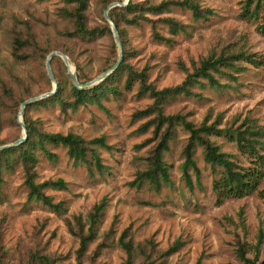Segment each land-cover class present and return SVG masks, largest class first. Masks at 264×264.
<instances>
[{
  "label": "rangeland",
  "instance_id": "374dc122",
  "mask_svg": "<svg viewBox=\"0 0 264 264\" xmlns=\"http://www.w3.org/2000/svg\"><path fill=\"white\" fill-rule=\"evenodd\" d=\"M86 25L95 31L91 38L75 32L70 16L77 2L68 0H0V144H9L24 135L18 121L23 100L50 91L53 81L48 75L47 51H66L71 66L94 79L119 57V47L104 11L113 1L87 0ZM158 4L163 0H133ZM212 10L196 19L192 10L176 6L161 14L147 12L149 19L128 23L133 15L122 14L123 57L133 71L147 69L146 83L156 89L181 84L196 70L202 59L230 52L255 53L261 61L236 62L238 69L214 72L222 84L192 86L191 94H178L163 105V113H181L195 124L215 123L219 128L238 127L247 118L264 127V11L259 17L242 16L246 0H197ZM67 9V10H66ZM172 16L185 26L172 35L158 20ZM152 20L157 30L172 37V42L153 37ZM112 30V28H111ZM28 44L17 50L15 39ZM125 50V52H124ZM55 69L64 82L66 102L27 105L24 114L38 131L75 133L85 140L104 137L109 147L93 144L101 157L102 169L94 164L75 163L67 147L45 142L57 157L48 158L43 147L36 146L35 182L62 178L65 188L46 187L58 207L42 200L30 199L26 184L25 162L19 152L0 162V264H28L36 255H46L48 264H123L128 254L120 244L132 240L135 250L132 264H252L241 259L238 248L256 263L264 260V239L257 248L260 230H264V179L260 191L244 197L218 201L214 180L220 170L204 159L202 147L196 150L197 178L190 170L193 185L184 177L183 149L189 132L181 125L174 128L164 160L170 181L160 189L148 182L132 185L139 171L146 169L147 159L159 138L154 123L139 130L155 114L136 116L154 99L141 94L140 78L122 71L111 84L117 87L99 101L92 100L74 108V94L64 60H56ZM241 165H253L237 143L223 134L210 136ZM264 153V149L260 150ZM104 203L96 233L83 246L82 238L90 232V214L95 205ZM242 213V217H241ZM178 243V244H176ZM138 246L144 249L140 251Z\"/></svg>",
  "mask_w": 264,
  "mask_h": 264
},
{
  "label": "trees",
  "instance_id": "16d2710c",
  "mask_svg": "<svg viewBox=\"0 0 264 264\" xmlns=\"http://www.w3.org/2000/svg\"><path fill=\"white\" fill-rule=\"evenodd\" d=\"M68 1L77 2L75 10L72 13L69 11L70 16H72L75 20V32L84 38H91L94 36L95 31L93 29H89L86 25L85 11L88 8V1ZM109 4L110 3H108V5ZM176 6H182L192 10L193 16L196 19L206 17L208 14L212 13L211 9L203 8L197 0H163L158 4L151 2H134L133 0H130L127 6H117L110 9L109 14L118 28L122 42L124 37L123 29L120 26V16L122 14H132L133 16L131 18H127V22L138 23L141 18L149 19L146 16L147 12L161 14L171 10L172 7ZM262 10L264 11V0H246L243 6L242 16L248 19L257 18L259 17ZM158 20L168 25L169 31L172 35H176L179 33V30L185 29V26L172 16L162 17ZM152 26L153 37L155 40L167 43L172 42V37L165 36L157 30V20H152ZM258 28L264 32V23L260 24ZM107 30L112 33L110 26H107ZM15 43L17 50H20L23 46L28 44V41L21 38H16ZM62 52L69 56L68 52ZM49 53L50 51H47V54ZM59 59L62 60L63 58L61 56L55 55L51 59L52 71L58 83L57 91L46 98L37 100L35 104H47L49 102L56 101L62 104L66 103L63 98L65 85L55 69V62ZM117 60L118 59L113 61V63L110 64L107 69L112 67L117 62ZM124 60L125 59L123 57L122 62L117 67L115 72L112 73L108 78L102 82L85 88H78L70 77L71 90L74 94V101L71 104L74 108H77L80 104H83L87 101H99L103 96H106L110 92H116L117 87L112 85L111 81L113 78H116L118 75H120V73H122L124 70H127L129 73L127 84L131 83L134 75L140 78L141 89L139 92L141 94L149 93L154 101L149 107L138 111L135 115L143 116L155 114V116L151 121L141 125L139 130L147 129L150 123L153 122V131L159 140L151 154L146 157V169L137 173L136 178L131 182L132 185L142 186L145 182H148L154 188L160 189L162 183L170 181L169 167L164 160V152L169 149V141L173 137L175 126L181 125L189 132L188 141L183 149V154L185 156V160L183 162L184 177L188 185H193L190 170L194 172L197 178H200L201 176V170L197 165L195 154L197 148L202 147L205 161L214 169L220 170V176L214 180V189L217 192L218 201H221L223 198L244 197L257 191L262 192L260 191V185L264 179V153H261L260 150L264 149L263 126L259 125L255 120L247 118L240 126L236 128H219L215 123L208 124L207 121H203L197 125L194 122L188 120L186 116L181 113L167 115L163 113V105L170 98L178 94H191L192 86L195 84H203L201 78L206 79L211 86L218 88L221 87L222 84L215 77L214 72H225L227 68L238 69L236 62L240 60H246L253 64L261 63V61L256 58L255 53H248L246 51L230 52L218 57L210 56L206 59H202L200 61V65L196 67V70L192 73H188L181 84L165 87L162 89H156L153 85L146 83V68L137 73L133 71L131 65L126 63ZM76 74L78 80L81 83L90 81V79H87L80 69L77 70ZM25 124L28 129V136L26 140L18 145L0 149V162L5 156L19 152L20 157L25 162L26 184L30 189V199L42 200L44 203L56 208L59 205L54 204L51 198L44 194L43 188L66 187V182L62 178L57 180H48L43 183L35 182L36 172L34 170V165L36 163V157L34 154V148L36 146L43 147L45 155L50 159H55L57 157L55 153H52L46 147H44L45 142L67 147L70 157L75 161L76 164L84 162L89 166L94 164L98 169L103 168L101 157L98 154L97 149L92 145L98 144L109 147V145L105 142L104 137L94 138L87 141L82 136L75 133L62 134L38 131L27 116H25ZM212 134H223L230 141L236 142L241 152L256 158L252 159L253 165L245 166L239 164L230 153L221 150L220 146L210 138ZM103 208L104 203L95 205L94 211L90 214V232L88 236L82 238L83 246H85L87 240L96 233L97 222L101 218ZM125 236L126 231L122 234L120 239V244L128 254V258L123 264H132L135 247L132 240H124ZM263 239L264 230L261 229L256 245L257 248L261 246ZM138 247L140 251L144 252V249L141 246ZM238 254L241 259L248 263L264 264V260L261 263H256L254 260H251L249 257H247L244 246H240L238 248ZM35 258L39 260L40 264L49 263V258L46 255H36ZM28 264L36 263L34 261H30Z\"/></svg>",
  "mask_w": 264,
  "mask_h": 264
},
{
  "label": "water",
  "instance_id": "95a60500",
  "mask_svg": "<svg viewBox=\"0 0 264 264\" xmlns=\"http://www.w3.org/2000/svg\"><path fill=\"white\" fill-rule=\"evenodd\" d=\"M129 2H130V0L113 1V2H111L108 5V7L104 11L105 18L107 19V21L111 25L115 40H116L117 45L119 47V58H118L117 62L112 67L108 68L107 70H105L103 73H101L100 75H98L94 79H92V80H90V81H88L86 83H81L78 80V77H77V74H76V69L71 66V60H70L69 56L67 54L63 53L60 50H54V51L50 52L48 57H47V60H46V66H47L48 75H49V77L51 78V80L53 81V84H54L53 89L50 90V91L44 92V93H42L40 95L30 97V98L24 100L21 103L20 112H19V115H18V121L22 125V127L24 128V135L22 137H20L19 139L15 140L12 143L5 144V145H0V149H5V148H8V147H12V146L18 145L21 142L26 140V138L28 136V129H27L26 124L24 122V114H25L27 105L32 103V102H35L37 100L46 98V97L54 94L57 91L58 83L56 81V78H55V76L53 74L52 67H51V59H52L53 56L58 55V56H61L64 59V61L66 63V66L68 68V73H69L73 83L78 88H85V87L91 86L93 84L102 82L103 80L108 78L112 73L115 72V70L120 65V63L122 62V59H123V46H122L121 38H120V35H119V32H118V28H117L115 22L113 21V19L111 18L110 14H109V11H110V9H112L114 7H117V6H127L129 4Z\"/></svg>",
  "mask_w": 264,
  "mask_h": 264
}]
</instances>
